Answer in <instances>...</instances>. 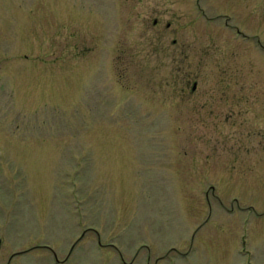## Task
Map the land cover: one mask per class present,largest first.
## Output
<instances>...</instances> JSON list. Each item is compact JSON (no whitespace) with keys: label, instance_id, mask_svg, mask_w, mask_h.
<instances>
[{"label":"rangeland","instance_id":"obj_1","mask_svg":"<svg viewBox=\"0 0 264 264\" xmlns=\"http://www.w3.org/2000/svg\"><path fill=\"white\" fill-rule=\"evenodd\" d=\"M0 264H264V0H0Z\"/></svg>","mask_w":264,"mask_h":264},{"label":"water","instance_id":"obj_2","mask_svg":"<svg viewBox=\"0 0 264 264\" xmlns=\"http://www.w3.org/2000/svg\"><path fill=\"white\" fill-rule=\"evenodd\" d=\"M196 87V85L194 86V88Z\"/></svg>","mask_w":264,"mask_h":264},{"label":"flooded vegetation","instance_id":"obj_3","mask_svg":"<svg viewBox=\"0 0 264 264\" xmlns=\"http://www.w3.org/2000/svg\"><path fill=\"white\" fill-rule=\"evenodd\" d=\"M169 26V25H168ZM194 90H195V88H194Z\"/></svg>","mask_w":264,"mask_h":264}]
</instances>
